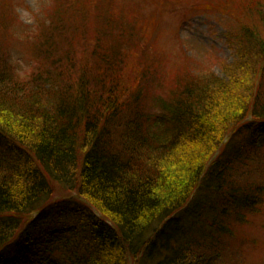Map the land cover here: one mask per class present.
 I'll return each mask as SVG.
<instances>
[{
  "label": "trees",
  "instance_id": "1",
  "mask_svg": "<svg viewBox=\"0 0 264 264\" xmlns=\"http://www.w3.org/2000/svg\"><path fill=\"white\" fill-rule=\"evenodd\" d=\"M39 11L25 78L0 26V264H249L238 229L264 215V0L217 8L227 78L187 64L164 87L137 12ZM17 17L0 0V25Z\"/></svg>",
  "mask_w": 264,
  "mask_h": 264
},
{
  "label": "rangeland",
  "instance_id": "2",
  "mask_svg": "<svg viewBox=\"0 0 264 264\" xmlns=\"http://www.w3.org/2000/svg\"><path fill=\"white\" fill-rule=\"evenodd\" d=\"M11 1L18 17L0 25L1 31L4 32L5 48L2 49L7 55L8 65L13 67L20 78H25L34 66L30 49L31 46L35 47L37 37L36 35L30 38L27 33L35 25L36 17L40 14L41 3L50 0ZM225 1L113 0V4L116 8L118 6V9L124 6L133 13H138L143 45L148 47L154 45L156 48H151V52L162 56L161 67L164 69L162 71L168 78L160 76L155 84L164 87L170 86V76L174 70L187 64L192 66L203 64L221 78H227L222 66L233 62L236 56L227 41L225 25L227 18L217 13V8L221 7ZM256 26L260 27L259 24ZM156 90L158 93L163 92L161 88ZM0 141V145L7 143L2 136ZM260 141L264 142V128ZM238 230L249 240V244L244 247L248 263L262 264L264 261V215L254 218L251 224L240 227ZM213 260V257L204 258L199 261V264H212Z\"/></svg>",
  "mask_w": 264,
  "mask_h": 264
}]
</instances>
